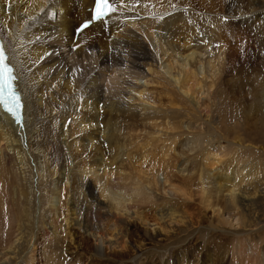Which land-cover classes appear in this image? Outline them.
<instances>
[{
  "label": "bare ground",
  "instance_id": "obj_1",
  "mask_svg": "<svg viewBox=\"0 0 264 264\" xmlns=\"http://www.w3.org/2000/svg\"><path fill=\"white\" fill-rule=\"evenodd\" d=\"M93 3L0 0V36L23 99L19 122L0 104V264H34L44 220L50 230L45 264L68 254L73 225L87 237L83 248L92 264H199L198 256L192 260L172 250L199 222L198 211L234 209L244 228L264 221L263 160L220 143L214 147L203 131H181L185 113L210 123L204 110L209 105L200 98L211 99L222 66L224 44L209 56L215 40L199 32L208 27L222 42V18L254 20L264 0H114L109 23L94 22L74 42L75 28L91 17ZM153 83L164 85L167 99L160 108L145 99ZM178 138L175 162L170 155ZM160 142L165 144L157 158L149 150ZM195 195L201 198L197 207L191 204ZM166 241L172 247L158 249ZM75 243L73 252L80 248ZM245 247L240 242L233 252L243 255ZM249 251L248 257L228 252L200 264H264L260 250Z\"/></svg>",
  "mask_w": 264,
  "mask_h": 264
},
{
  "label": "rangeland",
  "instance_id": "obj_2",
  "mask_svg": "<svg viewBox=\"0 0 264 264\" xmlns=\"http://www.w3.org/2000/svg\"><path fill=\"white\" fill-rule=\"evenodd\" d=\"M193 4L198 10L200 8L199 13L206 12L204 6L201 4L200 7L196 3ZM243 9L244 11L247 10L245 8ZM247 16L222 18V21L226 23L225 32L227 33V38L222 37V42H217L218 32H213L214 35H211L212 33L207 32L209 30L208 27L200 29L199 33L202 36L205 38L213 37L215 40L207 55L214 56L218 52L217 48L221 44H224L222 66L216 72V84L211 89L212 97L209 99L206 95H202L200 98V103L204 102L205 105H209L207 108L204 107V110L210 111L211 120L209 124L206 123L204 125L200 122L201 117L198 116V119L194 118L191 120L190 116L186 115L185 117L186 113L184 112L185 114L182 119L184 118L185 120L183 119V121L186 123L183 122L184 126L179 125L183 127L181 131H203L205 136L212 141L210 143H213L214 147H220V143L226 146L228 151L238 149L240 151L239 153L247 154L246 157L261 158L264 162V11H260L257 15L258 17L254 20L251 18V15ZM165 17L166 21L172 22L169 19L171 16L166 15ZM163 34L166 35L167 32H163ZM73 40L75 42V39ZM109 78L108 73L106 74L107 81ZM107 81L104 83L105 85ZM138 83L143 84L144 80L139 78ZM163 87L164 85L153 83L146 89L147 95H145V99L154 108H160L167 99ZM161 90L163 94L160 93ZM88 111L86 109H77L76 113H84L89 116ZM203 114L204 112L201 113V115ZM119 124L127 127L131 123L120 122ZM69 126L72 132H74L73 137H76V139L79 138V131H77L79 128L76 127L72 120ZM188 126H190L189 129ZM181 142L182 138H178L175 143L176 151H172L173 153L170 155L172 157L171 161H179L180 157L176 152L181 148ZM80 143H83L81 139ZM130 143L129 141L126 142L129 145ZM164 144L165 142L154 144L149 150L152 152V156L158 154L157 158H161V147ZM105 150L107 155H113V151H115L113 147L110 151H108V147ZM130 150L133 151L134 149ZM181 157L182 160L178 165L179 167L185 160L184 155H181ZM145 162L142 164V169L144 170L148 169L151 165L150 159ZM81 164H83V160ZM174 176L179 181L180 174L176 169L174 170ZM158 178L162 182L164 174L160 173ZM200 200L201 198L195 195L194 200H192L193 203L191 201V204L197 207V205H200ZM222 202L223 199H221ZM216 207L218 208V206ZM197 217L199 218V222L195 223L194 228L190 230L191 232L188 230L189 232L185 231V233L181 234V242L176 247H173L172 250H179L192 260H195L198 256L199 264L204 260H207V262L208 260L217 261L229 253L231 257H248L250 252L249 248L252 247L255 250H260L264 257V221H258V223L251 225L250 228H244L242 221L239 220V216L234 209L223 211L222 208L215 213L211 209L203 208L201 211H198ZM46 223L47 221L44 220L43 225L38 230L37 242L33 247L34 264H45L44 239L50 231ZM73 226L72 229L76 232L74 235L75 238L72 241L73 246H71V249L64 248L68 251V254L65 257L60 256L61 258L58 259L59 262H56V264H60L61 262L63 264L69 262L73 264H92L93 260H91L89 255L85 254L86 252L83 248L87 244V237L75 225ZM137 230L139 228L133 230L134 234ZM260 234L262 236L261 241L258 238ZM253 237L256 239L252 240ZM77 240L81 245L79 244L80 248L76 247L75 252H73L74 247L77 245L75 243ZM240 242L246 243L243 255L233 252L234 249L239 247ZM162 246L165 248L158 249L164 250L172 247V243L166 241ZM79 249L82 253L79 252ZM77 258L79 259L78 261H76ZM157 262L155 260L154 264Z\"/></svg>",
  "mask_w": 264,
  "mask_h": 264
},
{
  "label": "snow or ice",
  "instance_id": "obj_3",
  "mask_svg": "<svg viewBox=\"0 0 264 264\" xmlns=\"http://www.w3.org/2000/svg\"><path fill=\"white\" fill-rule=\"evenodd\" d=\"M116 11L114 0H94L93 16L94 20H103L109 14ZM86 26V24L84 25ZM7 57L4 55L3 48L0 47V104L5 110L20 121L19 110L22 108L21 99L15 90L14 69L6 63Z\"/></svg>",
  "mask_w": 264,
  "mask_h": 264
}]
</instances>
